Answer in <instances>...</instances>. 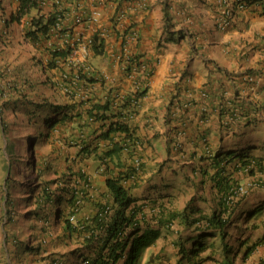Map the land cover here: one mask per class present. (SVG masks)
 <instances>
[{"label": "crops", "instance_id": "obj_1", "mask_svg": "<svg viewBox=\"0 0 264 264\" xmlns=\"http://www.w3.org/2000/svg\"><path fill=\"white\" fill-rule=\"evenodd\" d=\"M242 1L245 7L236 10L237 0H56L55 10L63 14L62 25L72 27L73 33L80 34L83 41L94 33L104 40L101 53H94L89 43L84 48L81 42L64 62V70L73 75V91L62 96L63 103L82 101L71 112L80 111L86 118L89 104L103 102L106 94L112 97L114 93L127 92L135 81L147 84L145 94L122 129L106 136L107 126L99 127L100 123L95 121L83 127L85 134L81 142L80 138L73 141L78 144L71 147L73 154L68 156V161L73 160L75 173L83 170L94 185L93 195L90 201H84L81 213L92 211V202L105 199L111 202L104 183L105 174L99 172L100 165L93 171L90 165L114 141L122 145L119 163H130L137 156L144 162L131 178H125L132 205L141 207L139 215L155 216L158 206L149 212L146 208L155 201L158 203L159 187L167 186L171 179L183 182L187 177L200 184L201 188L197 189L203 192L206 207H198L208 213L207 187H210L211 200L218 199L215 174L218 166L222 167V162L215 164L211 154L213 149L219 152L232 149L223 144L226 135L219 125L221 99H232L244 107L246 114L255 116L254 124L238 125L230 140L250 141L241 151L264 161V0ZM230 8L235 10L232 22L219 27L216 19ZM77 15L84 20L75 22ZM19 25L25 28L23 22ZM131 29L137 33L134 39L128 36ZM121 51L138 61L136 75H126L131 66L124 68L123 57H116ZM77 71L85 74L87 80L75 77ZM1 87L4 86L0 79ZM202 90L207 91L206 97L201 96ZM176 98L189 103L173 115L169 112L173 108L170 101ZM254 105L257 111L253 110ZM78 127L75 122L67 125L62 138L80 137ZM127 132L133 140L123 138ZM82 142L96 144L97 154L91 152L80 158L76 153ZM236 149L235 152L240 151L239 147ZM112 158H106L111 166L114 165ZM117 170H124L123 165L114 172ZM153 223L150 220L149 224ZM174 226L176 222L171 225ZM180 233L179 227L160 232L150 249L165 252L163 243L166 247L167 243L173 246V239Z\"/></svg>", "mask_w": 264, "mask_h": 264}, {"label": "trees", "instance_id": "obj_2", "mask_svg": "<svg viewBox=\"0 0 264 264\" xmlns=\"http://www.w3.org/2000/svg\"><path fill=\"white\" fill-rule=\"evenodd\" d=\"M42 2L43 0H8L11 10L6 15L3 25L8 26L13 22L18 24L23 22L25 28H22V36L24 40L33 48L39 50L42 55L37 59L41 70L48 71L53 68L57 70L56 72L60 73L64 70L66 58L77 47L79 41L73 38L72 27H67L65 24L62 25L63 14L55 10V2H51L49 7L43 6ZM2 4V0H0V12L4 10ZM52 8L53 10H51ZM165 20L168 21L166 14ZM5 34L6 30L3 26L0 27V45H3L6 41ZM89 45L94 53H101L104 40L97 33H94L90 37ZM69 74L73 76L71 73ZM0 75H3V73L0 72ZM76 76H82L84 80H87V76L81 73V71H77ZM47 79L55 85L51 77L47 76ZM17 93H19V89L14 85L8 91L0 88L1 136L6 133L8 124L7 115L5 114L6 110L12 108L14 117L12 123L15 124L16 122L17 116L14 114V106H18L23 102L20 100L22 96H17ZM62 103V98L58 104H54L50 98L42 96L38 100H28L25 105H31V107L22 112L26 114L24 118L25 123L19 126L24 128L22 135L27 141L29 152L32 153L30 167H33L35 173L22 184V194H28L25 200L26 203L24 204V210H26L24 220L25 226L29 230L28 236L24 243H22L20 238L16 237L15 242L19 243L15 252L17 261L15 263L8 262L7 264H41L39 262L43 261V259L45 264H57L55 261H45L46 258L50 257L49 255L42 257L46 249L44 247V241L46 243L44 234L45 232L47 234V227L51 223L53 216L57 218L63 233L69 239L74 238L80 244L79 247H76L70 253L71 255H77L75 264H161V262H158V254L150 252L144 257V252L147 248L154 245L155 240L159 236V228L163 226L167 227L171 221H177L184 228L203 231L192 237L196 240L192 243L190 250L185 248V242L182 240V237L175 239L174 244L177 245L179 252L183 256L189 253L198 254L201 250L205 249V241L201 239L213 235L215 231L218 233L222 243L224 242L227 222L237 207L241 185L237 179L231 176V173L224 175L223 169H226L225 165L231 158L241 156V154L232 152V150L226 152L215 150L212 152L211 155L214 157L215 164L219 165L222 162L224 168L223 166V169L218 168L217 174H215L217 176H215V186L217 187L219 197L208 213H202L200 208L193 204H185L184 207L176 209L166 208L161 211L160 209L164 207H172L170 203L162 201L159 208L160 212L155 218L156 223H158V226L155 228L149 224V220L153 219L152 216L145 217L144 214L139 215L138 212L141 211V207L135 208V205L131 206L133 198L128 188L121 183V178L126 175L125 170L128 175L136 169H140L144 165V162H142L140 156H137V158H131L130 163H119V152L122 145L114 141L110 148L98 154L97 158L95 156L100 164H104L107 173L105 186L113 205H115L113 212L109 215L105 214L106 207H109L107 201H95L93 203L94 211L90 214L85 213L82 215L81 202L86 197L79 195V191L71 184V161H68V156L73 154L71 147L78 144V142L73 143V141L80 138L79 141L81 142L85 134L83 127L89 126L93 122L102 120L107 116L106 112L109 110L110 100L107 98L103 102L96 101L90 103L89 108L85 112L86 118H83L80 111L71 112L76 105L82 103L81 100L68 105ZM128 103L129 98L126 97L122 106L127 107ZM236 107H239L240 110L244 109L240 103H235L232 99L228 100V102L221 99L219 103V115L221 116L226 112L232 113V110L236 109ZM253 108V110H256L255 106ZM113 115H119V112ZM74 122L76 127L79 126L77 129L80 137H71L68 140L66 138L63 139L61 133L66 129L67 125ZM122 128L123 123L110 122L105 132L106 136L114 130ZM125 138L133 140L128 132L125 134ZM45 143L50 144L49 154L51 159H46V156H42L38 151V148ZM8 144L10 147L12 143L8 142ZM96 148V145L82 142V147L76 154L80 158L88 156L91 152H94V155H96ZM1 153L0 149V156H2V160L4 161L5 158H3ZM107 157H113L111 159L114 164L113 166L105 162ZM53 158H55V164L52 161ZM136 159L139 160L138 164H134ZM59 161L61 163L64 162L65 165L59 167ZM163 163L164 161L159 163L158 169L161 168ZM121 165H123L124 170L114 172V169L116 167L120 169ZM4 166L8 173L10 160H6ZM256 166L261 174H263L264 165L261 166L257 163ZM1 167L5 173L3 163ZM253 171L254 169L251 173ZM76 174L80 178V181L86 182L84 172L76 170ZM1 175L0 199L6 205L13 206L16 204V200L8 193L10 189L8 188V176L5 174ZM81 193H83V190H81ZM21 200L24 201L23 199ZM260 211L261 207L248 210L246 214L251 217ZM223 215L226 216L224 217ZM7 223L6 221L1 222L0 226L2 230L6 231ZM103 228L104 231H102ZM122 228H127V230L124 234L118 236ZM207 230L211 231L205 232ZM254 244L255 242L252 243V246ZM252 246L247 249L245 255L249 253ZM221 250L222 256L225 258L223 263L232 262L233 256L229 257L232 255L231 250L225 242L222 244ZM59 264H64V261Z\"/></svg>", "mask_w": 264, "mask_h": 264}, {"label": "rangeland", "instance_id": "obj_3", "mask_svg": "<svg viewBox=\"0 0 264 264\" xmlns=\"http://www.w3.org/2000/svg\"><path fill=\"white\" fill-rule=\"evenodd\" d=\"M2 6H4L3 12L1 14L0 27L6 30L5 34V43L3 47L0 46V72L3 75H0L2 80L3 88L5 91H8L13 85L19 89L17 96H22L20 99L23 101L18 106L15 107L16 122L12 123L13 112L12 108L5 111L7 115V128L4 135H0V149L1 154L5 160H2L0 156V176L5 174L8 176L9 183L8 193L12 198L16 200V204L13 206L6 205L4 201L0 199V225L1 222L6 221L7 227L6 231L2 230L0 226V264L15 263L17 261L15 257V252L19 243H16V237L20 238L22 243L26 242L28 236V229L25 226L24 215V204L26 203V198L28 194H22L23 187L22 184L25 183L28 177H31L35 170L33 167H30V161L32 158V153L29 152L27 141L21 135V131H24L22 125L25 123L24 118L26 114L22 113L25 109L30 108L31 105L26 106L28 100H38L42 96L49 97L54 104H58L61 101V91L59 90V73L56 72V69H49L48 71H42L40 63L37 61L41 57L39 50L33 48L29 45L22 36V28L18 23H12L8 26L3 25L4 19L11 10V6L8 5V0H2ZM3 13V14H2ZM47 76L51 77V80L47 79ZM47 82H50L47 84ZM50 92V93H48ZM25 95V97H23ZM223 139L225 148H232L233 150L245 149V146L250 141L240 142L238 139L230 140L233 136L225 134ZM264 138V137H263ZM8 142L12 143L10 147ZM41 143V141H39ZM257 143V141L255 142ZM73 151V148H71ZM228 150V149H227ZM38 151L42 156H46V159H51L50 157V144H42ZM53 156V155H52ZM37 157V156H36ZM10 160V169L7 173L5 170V161ZM53 163L55 164V158H53ZM3 168L6 171L5 173L2 170ZM64 162L59 161V167H63ZM87 165V164H84ZM91 171L96 169V163L91 161L90 165ZM251 174L244 175L241 179V185L244 188V191L239 197L237 202L236 213H239L238 217L233 219V224L227 227V235L224 238V241L231 246L232 252L234 254V259L230 264H264V208L260 212H257L255 215L249 217L247 214H242L244 211L241 210L243 207L246 209H252L256 204L264 198V192L259 190L258 187L254 184V177H250ZM259 175V174H258ZM247 177V178H246ZM260 177V176H259ZM256 186V188H254ZM200 184H196L192 178H185L182 181L179 179H171L168 181V185L159 187V192L157 193V199L160 202L164 201L166 203L171 202V206L174 208L182 207L190 198L196 199L197 205H202L206 207L203 200L204 194L201 192ZM208 195H206L207 200L209 201L208 207L213 204L210 195V187L208 186ZM163 195V197H159ZM203 196V197H202ZM23 199L24 201H22ZM175 200V201H172ZM211 201V204H210ZM206 203V204H207ZM4 208V210H2ZM148 209V208H147ZM4 217V218H3ZM181 236L184 238L195 234L196 231L192 228H182ZM48 235V236H47ZM261 241L255 246L250 254L244 256V250L247 245L257 238ZM44 238V247L46 248L42 254L49 255V258H46V262H53L59 264L64 261V264H75L77 260V255H71L70 253L76 247H79L80 244L74 238L69 239L65 233H63L61 225H59L57 218L52 217V221L47 227V234L45 232ZM208 246L206 249L199 252V259L205 257L201 264H222V260L225 261V258L220 254L219 245L221 244L220 238L216 234L213 237H208L207 239ZM211 242L214 244V248L211 249ZM163 243V248L165 250H170L169 253H163L160 258V262H167L168 256L169 260L172 261L171 264H178V253L175 251V246H170L169 243ZM191 241H186V246L189 248ZM162 247V246H161ZM173 249V250H172ZM192 256V253L188 255ZM196 259V258H195ZM39 263L45 264L44 259ZM77 264V263H76ZM179 264H192L187 260L182 261Z\"/></svg>", "mask_w": 264, "mask_h": 264}, {"label": "clouds", "instance_id": "obj_4", "mask_svg": "<svg viewBox=\"0 0 264 264\" xmlns=\"http://www.w3.org/2000/svg\"><path fill=\"white\" fill-rule=\"evenodd\" d=\"M245 7V2L244 1H242V0H237V9L236 10H241V9H243ZM226 10H229V11H231L232 12V19H231V22H232V20H233V18H234V15H235V10H233V9H225V11ZM224 13V12H223ZM222 13V14H223ZM221 14V15H222ZM220 17V16H219ZM218 19V18H217ZM217 19H216V21H217ZM230 22V23H231ZM218 25V24H217ZM228 26V25H227ZM220 27V26H219ZM225 27V26H224ZM222 28V27H221ZM74 33H73V38H74ZM91 36H89V38H90ZM77 41H79L78 42V44L79 43H81V42H83V40H82V38H81V35H79V40H77ZM90 44V43H89ZM124 68H127V66H125ZM130 70L131 69H129V70H127L126 72H127V74L126 75H128L129 76V72H130ZM59 82H58V86H59V90L61 91V97L63 96V95H69V94H71V92L73 91L72 90V85H71V80H72V78H71V76H70V74L68 73V72H66L65 70H63L62 72H60L59 73ZM136 75V74H135ZM131 76H134V75H131ZM75 77H76V75H75ZM78 77V76H77ZM82 77V76H81ZM81 77H78V78H81ZM83 78V77H82ZM49 81V80H48ZM50 83V82H49ZM137 83V81H135L134 82V84H133V86H132V88L129 90V91H127V92H124V93H114L113 94V96L112 97H110V93H108V94H106V96L104 97L105 99H109L110 100V107H109V113L107 114V116L104 118V119H102V120H97L96 122H99L100 123V125H99V127H101L102 125H106L107 127H106V129L105 130H107L108 129V127H109V124H110V122H119V123H123V127H124V122L126 121V120H128L129 118H130V116H132V114H133V112H134V110H135V108L137 107V105L139 104V101H140V99H141V97L145 94V92H146V86H147V84H146V82H144V81H138V83H140V86H138V88L139 89H141V91L139 90V91H137V92H134L135 90H136V87H135V84ZM143 85V86H142ZM203 92H205L206 93V95H203L202 93ZM135 93V95H136V98H137V100H136V102L134 103V102H132V95ZM208 95V93H207V91H205V90H202L201 91V96L202 97H206ZM126 97H128L129 98V103H128V106L127 107H123L122 106V104H123V102H124V99L126 98ZM178 101V102H177ZM177 102V103H176ZM228 102V101H227ZM170 103L172 104V106H173V108H171V110L169 109V112L171 113V114H176V112H177V109L179 110V108L181 107V106H187L188 105V103L189 102H187V101H183V100H181V99H177L176 98V100H173V101H170ZM255 106V109L256 110H254V111H257V107H256V105H254ZM111 108H113L114 109V112L112 111V109ZM238 110H236L237 112V118H236V120H234V121H228L224 116H226V114L228 113V112H226L225 114H223V115H219V125H220V127L221 128H223L224 130H225V134H228V135H235L236 134V128L238 127V125H248V124H254L255 123V116L254 117H252L251 115H248V114H246L245 112H244V109L243 110H240V108L239 107H236ZM232 111H235L234 109L232 110ZM116 112H119V115H113V114H115ZM107 119V122L105 123L104 121ZM101 122H103V123H101ZM103 131V129L101 128V132ZM116 130H114L112 133L114 134V132H115ZM106 132V131H105ZM113 134H112V136H113ZM234 137V136H233ZM123 138L124 139H126L125 138V135L123 136ZM174 144V143H173ZM94 145H96V144H94ZM247 146H245V148H246ZM173 148L175 149V150H177V146H176V144H174L173 145ZM209 149L211 150V148H210V146H209ZM229 151H231V150H233V149H228ZM213 151H215L214 149H213ZM227 151V150H226ZM226 151H222V152H226ZM234 152L236 151V150H233ZM238 153L239 154H241V156H234L233 158H231L230 159V161L225 165V167H226V169H223L224 168V164L222 163V166H223V168L222 167H219L218 166V168L219 169H223V174L224 175H226L227 173H231V176L233 177V178H235V179H237L239 182H240V185H241V179L243 178V176L244 175H249V174H251L250 175V177H254V179H255V181H254V184L253 185H256L257 187H258V189L259 190H262L263 192H264V173L263 174H261V172L259 171V169H258V167L256 166L257 165V163H258V165H264V161H259L258 159H256V157L255 156H251V157H249V155H247V153H246V151H244V152H242V151H238ZM214 155V154H213ZM245 157L246 156V158L245 159H241L242 157ZM94 157V156H93ZM235 158H238L237 160H234ZM72 162H73V160H71V179H72V182H71V184L72 185H74V188H76L78 191H79V195H81V196H84V197H86V199H83V201L81 202L82 203V207H83V203H84V201H90V199H91V197H92V195H93V188H94V185L92 184V181H91V178L88 176V175H86V173L83 171V170H81L82 172H84V174H85V178H86V182L84 183V182H82V181H80L79 179L80 178H78L77 177V174L75 173V169H73V166H72ZM98 162V163H97ZM97 162H95L96 163V168H97V164L98 165H100V170H99V172L100 173H103V174H105V177H107V173H106V171H105V168H104V164H100V162L97 160ZM105 162H106V159H105ZM138 162H139V160L138 159H136L135 160V163L134 164H138ZM241 162H242V164H241ZM254 169V171L251 173V171ZM136 170H138V169H136ZM135 170V171H136ZM226 170V171H225ZM251 170V171H250ZM236 173V177H234V174L233 173ZM125 176L123 177V178H121V183L125 186L126 184H125V178L127 177V178H131L133 175H134V173L133 172H131L130 174H128L127 175V171L125 170ZM240 174H242L243 176L242 177H239V175ZM259 174V175H258ZM238 176V177H237ZM260 176V177H259ZM195 182V181H194ZM104 183H105V180H104ZM80 184V185H79ZM197 184V183H196ZM79 185V186H78ZM256 186L254 187V188H256ZM106 187V186H105ZM126 188H128L127 186H125ZM81 190H83V193H81ZM244 191V188L242 187V185L240 186V191H239V196H238V198L240 197V195L242 194V192ZM159 197H163V195H159ZM217 197H219V195L217 196ZM156 200H157V197H156ZM217 200L218 199H216L215 201H212L213 202V204H211V206H210V209L208 210V212L213 208V206L215 205V203L217 202ZM100 201V200H99ZM108 202V204H109V207H106V212H105V214H107V215H109V214H111L112 212H113V209H114V207H115V205H113V203H112V199H111V202L110 201H108V200H103V202ZM238 201H239V199H238ZM211 202V201H210ZM93 203L94 202H92V204H91V206H92V211H89L88 212V214H90V213H92L93 211H94V207H93ZM87 204V203H86ZM133 204V203H132ZM132 204H131V206H132ZM158 204V205H157ZM160 204H161V202L160 201H158V203L155 201V203H154V205H152V206H150V207H147L146 208V212H149L148 210H151L152 208H154V207H157L158 206V209L160 208ZM170 204H171V202H170ZM185 204H193V205H195V206H198L197 204H196V199H194V198H190V200H188ZM185 204L182 206V207H184L185 206ZM181 207V208H182ZM259 207H261V209L262 208H264V198H263V200L262 201H260L258 204H256L252 209H244L243 207L241 208V210L242 211H244L242 214H246V212L248 211V210H254V209H257V208H259ZM166 208H168V209H176V208H173V207H164V208H162V209H160L161 211L163 210V209H166ZM160 210H156L157 211V214L155 215V216H153V215H148V217L149 216H152L153 217V219H151V220H154V223H153V225H151L152 227H157L158 226V223H156V216L159 214V212H160ZM81 212H82V210H81ZM108 212V213H107ZM203 213V212H202ZM235 213H236V209L234 210V212L230 215V217H229V221L227 222V226H226V235H227V227L229 226V225H231V224H233L232 223V221H233V219H232V217H234V215H235ZM83 214H85V212L83 211V213H82V215ZM238 215H240L239 213H237L236 215H235V217L234 218H236V217H238ZM224 217L226 216V215H223ZM151 217V218H152ZM72 218V217H71ZM149 222H150V220H149ZM174 222H176V226H174V227H171V225L174 223ZM171 221L169 224H168V226L167 227H165V226H163V227H160L159 228V233L160 232H165V231H173V230H175V228L176 227H179L180 228V230H182V228H183V226H181L177 221ZM105 228H106V226H105ZM142 228H144V227H142ZM193 229V228H192ZM127 230V228L125 229V228H122L121 230H120V232L118 233V236H120V235H122V234H124V232ZM193 230H195L196 231V233L195 234H192V235H190V236H188V237H186V238H184L183 239V237L181 236V233H182V231H181V233L180 234H178L174 239H173V241H172V244H173V246H175L176 248H175V251L178 253V264L179 263H181L182 261H184V260H187L188 262H191L192 264H201L204 260H206V258L205 257H202V258H200L199 259V253L198 254H193L192 253V256L191 257H189L188 255L189 254H191V253H189V254H187V255H185V256H183L182 255V253L181 252H179V249H178V247H177V245H175L174 244V241H175V239L176 238H178V237H182V240L185 242V248L187 249V250H190V248H191V246H192V243L196 240L195 238H192V237H195L196 235H198L199 233H202L203 231H200V230H197V229H193ZM102 231H104V228H103V230ZM211 230H207V231H205V232H210ZM102 234V233H101ZM218 235V233L215 231L214 233H213V235H210V236H206V237H204V238H202L201 240H204L205 241V249H206V247L208 246V243H207V238L208 237H213V236H215V235ZM226 235H225V237H226ZM218 237H219V235H218ZM220 238V237H219ZM158 239V238H157ZM156 239V240H157ZM156 240H155V243H156ZM224 240V239H223ZM186 241H191V245H190V247L188 248L187 246H186ZM220 241H221V239H220ZM261 241V239H260V237L259 238H257L256 240H254V241H252L250 244H248L247 245V247H246V249L244 250V256H247L248 254H250L251 253V251L255 248V246L259 243ZM225 242V241H224ZM224 242L222 243V241H221V244L219 245V250H220V254L222 255V250H221V246H222V244H224ZM255 242V244H254V246H252V243H254ZM155 243H154V245H155ZM225 244H227L226 242H225ZM228 245V244H227ZM172 246V247H173ZM229 246V245H228ZM250 246H252L251 247V249L249 250V253L248 254H246L245 255V252L247 251V249L250 247ZM210 248L211 249H213L214 248V244L211 242V245H210ZM229 249L231 250V253H232V255H230L229 257H232L233 256V259H234V254H233V252H232V247L231 246H229ZM162 250V249H161ZM173 250V249H172ZM204 250V249H203ZM150 252H152L153 254H158L159 255V258H158V262H160L159 260H160V258L162 257V255H164L163 253H169L170 252V250L168 249V250H165V252H161V253H159V252H154L153 250H151L150 249V247L149 248H147L146 250H145V252H144V257L145 256H147ZM189 252V251H188ZM86 253H88V251H86ZM168 258V261L167 262H161V264H171V262L172 261H170L169 260V256L167 257ZM196 258V259H195ZM195 261V262H194ZM233 261V260H232ZM224 262V260H222V264H224L223 263ZM231 262H228V263H226V264H230Z\"/></svg>", "mask_w": 264, "mask_h": 264}, {"label": "built area", "instance_id": "obj_5", "mask_svg": "<svg viewBox=\"0 0 264 264\" xmlns=\"http://www.w3.org/2000/svg\"><path fill=\"white\" fill-rule=\"evenodd\" d=\"M51 2H56V0H43V2H42V4H43V6H47V7H49L50 6V3ZM232 12L231 11H229V10H226V11H224V13L217 19V21H216V24H218V26H220V27H224V26H227V25H229L230 24V22H231V19H232ZM91 19V18H90ZM84 20V18H82L81 19V17L79 16V15H77L75 18H74V21L75 22H81V21H83ZM92 20V19H91ZM136 31L134 30V29H131V31H130V33H129V37L131 38V39H134V38H136ZM74 39L75 40H79V35L80 34H78V33H74ZM86 41H83L84 42V48L86 47V44L87 43H90V38L88 37V38H86L85 39ZM74 50V49H73ZM73 52V51H72ZM71 52V53H72ZM125 53V52H124ZM126 54V53H125ZM127 55V54H126ZM116 57L117 58H122L123 57V60H124V63L122 64L123 65V67H125V66H127L128 64L131 66V70H130V72H129V76H131V75H135L136 74V69H139V63H138V61H136V60H134L133 58H128V56H124L123 54H122V51L121 52H119L117 55H116ZM138 86H140V83H136L135 84V87H136V90L134 91V92H137V91H141V89H139L138 88ZM143 86V85H142ZM133 94V93H132ZM203 95H206V93L205 92H203L202 93ZM132 102H136V100H137V98H136V95H135V93L132 95ZM235 111H232V113H227L226 114V116H224L228 121H234V120H236V118H237V111L236 110H238L237 108L236 109H234Z\"/></svg>", "mask_w": 264, "mask_h": 264}, {"label": "bare ground", "instance_id": "obj_6", "mask_svg": "<svg viewBox=\"0 0 264 264\" xmlns=\"http://www.w3.org/2000/svg\"><path fill=\"white\" fill-rule=\"evenodd\" d=\"M22 133H21V135L23 134V131H21Z\"/></svg>", "mask_w": 264, "mask_h": 264}]
</instances>
